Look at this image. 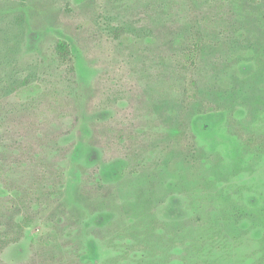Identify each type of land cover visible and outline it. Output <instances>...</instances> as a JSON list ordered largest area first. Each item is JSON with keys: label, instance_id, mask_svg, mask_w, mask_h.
<instances>
[{"label": "rangeland", "instance_id": "obj_1", "mask_svg": "<svg viewBox=\"0 0 264 264\" xmlns=\"http://www.w3.org/2000/svg\"><path fill=\"white\" fill-rule=\"evenodd\" d=\"M167 26L225 38L207 50L228 60L219 87L251 83L263 104L248 90L222 113L194 117L198 145L217 160L210 169L152 164L147 149L143 172L118 177L125 141L109 129L129 122L148 82L158 98L182 89L171 76L157 84L150 69L161 55L181 59V36L159 39ZM121 27L125 40L110 32ZM152 100L135 122L151 143L160 125ZM236 121L249 131L239 135ZM43 161L62 172L63 201L21 208L1 180L38 191ZM0 178V264L73 252L93 254L87 264H264V0H0ZM237 211L248 217L238 222Z\"/></svg>", "mask_w": 264, "mask_h": 264}, {"label": "trees", "instance_id": "obj_2", "mask_svg": "<svg viewBox=\"0 0 264 264\" xmlns=\"http://www.w3.org/2000/svg\"><path fill=\"white\" fill-rule=\"evenodd\" d=\"M110 32L112 35H116L125 40L128 37L129 30L125 27H121L115 28ZM217 32L220 34L222 31L219 30ZM158 35L161 37L159 38L161 41L164 40L167 43H169L172 35H179L184 41L180 46L181 59L179 62H169L167 61V56L161 55L158 58L163 61L161 65L150 67L151 70L157 71V75L153 78V81L159 84V80L162 77H175L180 79L182 89L172 94L170 99L158 98L157 96H153L156 91V85L148 82L146 86H144V98L146 99L143 100L142 98L139 106H137L131 114L129 122L126 123L124 127L119 125L120 129H109L108 132L114 135V137H118L119 141H125L124 155L120 159V163L118 162V166L116 165V175H118V177L125 174L137 176L143 172L147 165H145V163L143 165L141 160L147 158V149H151L152 151L156 149L157 158L154 159L152 164L157 165L162 162L161 164H164V167H169L171 165L170 163H173L175 166L179 165L185 169V173L194 171L198 167H202V170L210 169L211 161L216 159L209 155L203 147L201 148L198 145L197 137L193 129L194 117L211 113H222L226 107H223V105L237 97H247L248 90L252 92V104L254 103V107L263 104L261 92L252 89L251 83L248 84V88L247 85L236 82L234 79L231 91L222 90V88L219 87L217 83L218 77L228 74L225 70V66L228 65V60H223L220 54H214L213 57L209 59L207 50H210L213 44H215V47L220 48V42L226 40L222 38V36H218L217 38L214 36V41L209 43L203 30L201 31L200 29L189 27L185 31H175L171 26H167L159 31ZM56 52L59 58L65 62L71 57V47L64 41L57 42ZM201 65L202 77L200 74ZM144 66L149 68L146 63H144ZM208 67L212 72L210 78H208V73H206V76H203L204 70ZM243 89L244 91H242ZM150 98H153L150 103V108L152 107L153 109L152 116L154 115V119L160 122V125L151 128L153 132L156 131L157 134L155 140L153 139V143L149 142L151 137L146 134L144 128H139L141 131L138 132V126L137 128L135 126V122L142 119L140 115L142 108ZM232 128H234L239 135H241L244 130L249 131L250 129V127L243 126L241 122L239 123L237 121ZM246 142L250 143V146L253 144L251 139H247ZM138 145H144V148H137ZM245 145L249 147L248 144ZM177 153L178 157H176ZM38 167L40 170L38 168L36 175L41 181L38 191L24 188L20 185L14 186L9 181L1 180L0 178L6 190L17 194L15 198L17 203L22 205L21 208H27L28 210L32 203L29 206L26 205L27 203L31 201L39 203L41 199L48 202L53 199L60 202L63 201L62 196L64 194V188L62 172L57 169L54 163L50 164L46 161L40 162ZM173 170L177 172L176 169L173 168ZM180 173L181 172H179V174ZM183 176L186 177V175ZM97 185L98 184H96V186ZM96 186L94 190L97 192L98 186ZM183 187L185 186L183 185L180 189H184ZM7 199L13 201L12 198ZM98 217L95 219L96 224L100 223ZM243 217L246 219L248 214L237 211L236 216L234 215L232 218L239 222ZM213 232L217 238L219 233L218 229L214 228ZM65 258L66 259L62 260L52 255L51 258H46L44 260V264H87L90 263V260H92V262L95 261L93 254L87 255L78 252L67 253Z\"/></svg>", "mask_w": 264, "mask_h": 264}]
</instances>
